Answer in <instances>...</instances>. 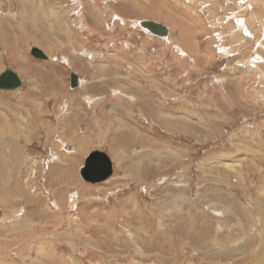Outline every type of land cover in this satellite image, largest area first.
Returning a JSON list of instances; mask_svg holds the SVG:
<instances>
[{
	"label": "rangeland",
	"instance_id": "1",
	"mask_svg": "<svg viewBox=\"0 0 264 264\" xmlns=\"http://www.w3.org/2000/svg\"><path fill=\"white\" fill-rule=\"evenodd\" d=\"M263 3L0 0V264H264Z\"/></svg>",
	"mask_w": 264,
	"mask_h": 264
},
{
	"label": "water",
	"instance_id": "2",
	"mask_svg": "<svg viewBox=\"0 0 264 264\" xmlns=\"http://www.w3.org/2000/svg\"><path fill=\"white\" fill-rule=\"evenodd\" d=\"M140 25L146 28L149 32L158 35L166 36L168 29L162 24L146 20L140 21ZM30 53L35 58L46 59L44 53L37 47L30 48ZM70 87H76L78 84V77L75 73L70 74ZM21 85L19 76L12 70H5L0 74V89L11 91L17 89ZM112 161L101 151H94L86 157L84 165L80 168L79 174L82 180L89 183H97L107 179L111 173Z\"/></svg>",
	"mask_w": 264,
	"mask_h": 264
},
{
	"label": "bare ground",
	"instance_id": "3",
	"mask_svg": "<svg viewBox=\"0 0 264 264\" xmlns=\"http://www.w3.org/2000/svg\"><path fill=\"white\" fill-rule=\"evenodd\" d=\"M264 4V3H263ZM256 8V7H255ZM261 10V9H260ZM168 16V15H167ZM172 17V16H171ZM164 19V18H163ZM240 20V19H239ZM239 23V22H238ZM241 24V27L244 28V24L242 22H240ZM158 37H161V38H164L165 36H158ZM47 56V55H46ZM255 60V59H254ZM19 89V88H18ZM2 129V128H1ZM24 132V131H23ZM56 132V131H55ZM13 139V138H12ZM52 142V141H51ZM85 153V152H84ZM52 157V156H51ZM263 186V185H262ZM248 258V257H247Z\"/></svg>",
	"mask_w": 264,
	"mask_h": 264
}]
</instances>
